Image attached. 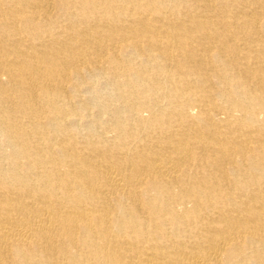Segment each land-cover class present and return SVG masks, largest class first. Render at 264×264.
I'll return each mask as SVG.
<instances>
[{
  "label": "bare ground",
  "instance_id": "1",
  "mask_svg": "<svg viewBox=\"0 0 264 264\" xmlns=\"http://www.w3.org/2000/svg\"><path fill=\"white\" fill-rule=\"evenodd\" d=\"M0 264H264V0H0Z\"/></svg>",
  "mask_w": 264,
  "mask_h": 264
}]
</instances>
